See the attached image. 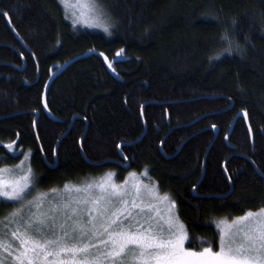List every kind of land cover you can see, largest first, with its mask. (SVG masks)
<instances>
[{
  "label": "trees",
  "instance_id": "16d2710c",
  "mask_svg": "<svg viewBox=\"0 0 264 264\" xmlns=\"http://www.w3.org/2000/svg\"><path fill=\"white\" fill-rule=\"evenodd\" d=\"M98 2L106 32L0 0V167L27 158L39 192L135 174L218 251L219 221L264 208V0Z\"/></svg>",
  "mask_w": 264,
  "mask_h": 264
},
{
  "label": "snow or ice",
  "instance_id": "6c2138e0",
  "mask_svg": "<svg viewBox=\"0 0 264 264\" xmlns=\"http://www.w3.org/2000/svg\"><path fill=\"white\" fill-rule=\"evenodd\" d=\"M222 39L228 40L227 34ZM27 171L30 173L31 169ZM29 181V175H23L20 180L12 182L0 179V203L23 202L30 187ZM101 200L105 201L103 207L100 206ZM28 203L32 204V201ZM84 203L92 206L72 208L70 204H65L63 208H50L48 212L30 210L27 222L22 225L23 231L20 228L11 231L12 240L18 241L15 244V250L19 253L16 259L23 264V259H27L28 252L31 251L34 253L33 259L37 260L42 253L45 259L48 256L59 257L61 253H72L70 259L73 264H101L102 259L110 264H136L137 261L143 264H241L235 256L229 255L233 249L226 246L223 237L220 238L219 251H213L210 246L203 247V244L201 251H187L183 247L187 240L183 225L176 227L169 223L165 236L163 225L159 221L154 223L151 216L141 223L127 207L129 201L121 198L119 191L114 190L107 199L100 196ZM137 207L139 205L133 199L131 208ZM36 208L39 209L40 205L37 204ZM59 212H63L65 216L63 223L58 222L56 213ZM140 212L143 213L144 209L141 208ZM18 214L19 212H13L11 216L5 217L7 224L0 221L4 228L0 233V249L7 250L11 247V244L5 243L9 235L7 229L15 222L14 218ZM252 215L253 213H248L239 218V221L247 220ZM57 229L60 230V235L57 234ZM260 238L264 239V232ZM53 246L56 250H49ZM91 249H96L97 254H92ZM0 264L3 262L0 261ZM28 264H33V260L28 259ZM59 264H69V261L62 259Z\"/></svg>",
  "mask_w": 264,
  "mask_h": 264
},
{
  "label": "rangeland",
  "instance_id": "374dc122",
  "mask_svg": "<svg viewBox=\"0 0 264 264\" xmlns=\"http://www.w3.org/2000/svg\"><path fill=\"white\" fill-rule=\"evenodd\" d=\"M94 3L95 8H93ZM62 4L66 17L73 26L102 32H106L105 28L108 29L107 19L103 15V10H100L98 0H63ZM28 169L27 158H24L18 165L0 167V179L4 181L12 182L20 180L23 175H29L30 177V187L23 198V202L9 201L14 203V208L5 217L11 216L13 212H19V214L14 218L15 222L10 224L7 229L9 235L5 243L11 244V247L7 250L0 249V261L3 264H21V260L16 259L19 253L15 250V244L18 241L12 240L11 231L17 228H20L21 232L23 231L22 225L27 222L26 218L30 214V210L38 213L48 212L50 208H63L65 204H70L72 208L91 207L92 205L90 203L85 204L84 201H91L100 196H104L107 199L108 195L114 190L121 193V198L129 201L127 207L133 211V215L141 223L148 216L153 218L154 223L159 221L165 229V236H167L169 223L176 227L182 225L177 219L176 211L170 198L158 193L153 186L139 181L138 176H135V174L132 176L128 175L125 180L119 181L115 172H107L104 175L88 177L81 183L73 186L68 185L67 189L63 186L55 189V191L39 192L35 184V175L32 171L28 173ZM68 189H71V191ZM76 189H80V191H76ZM115 198L113 197V199ZM133 199L139 205V207L134 209L131 208ZM29 201H32V204H29ZM37 204L40 205L39 209L36 208ZM104 204L105 201L101 200L100 206L103 207ZM141 208L144 209L143 213L140 212ZM20 209H23V211H19ZM248 213H253V215L247 220L239 221V218L245 217ZM248 213L232 220L219 221L217 223V229L220 238L223 237L226 241V246H230L233 249V252L229 255L235 256L241 261V264H264V239L260 238L262 232H264V208ZM56 215L58 222L63 223L65 220L63 212L56 213ZM5 217L1 218L0 221L7 224ZM68 223H71V221ZM3 230V224H0V233ZM100 231H103V229H100ZM57 234H61L59 229H57ZM93 242L96 243L97 241ZM186 242L187 240L184 242V249L191 251L187 249ZM49 250L56 249L53 246ZM91 252L92 254H97L96 249H91ZM71 256L72 253H61L59 257L48 256L45 259L42 253L41 258L37 260L33 259L34 253L29 251L27 259H23V264H28V259H32L33 264H52V262L59 264V261L62 259H67L69 264H73L70 259ZM101 264H110V262L102 259ZM136 264H143V262L137 261Z\"/></svg>",
  "mask_w": 264,
  "mask_h": 264
},
{
  "label": "water",
  "instance_id": "95a60500",
  "mask_svg": "<svg viewBox=\"0 0 264 264\" xmlns=\"http://www.w3.org/2000/svg\"><path fill=\"white\" fill-rule=\"evenodd\" d=\"M214 131H215V136L217 135V129L214 128ZM124 168H127L126 166H124Z\"/></svg>",
  "mask_w": 264,
  "mask_h": 264
}]
</instances>
